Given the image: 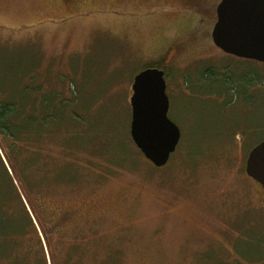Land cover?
<instances>
[{"label":"rangeland","instance_id":"obj_1","mask_svg":"<svg viewBox=\"0 0 264 264\" xmlns=\"http://www.w3.org/2000/svg\"><path fill=\"white\" fill-rule=\"evenodd\" d=\"M88 2L0 0V56L35 60L43 89L78 114L53 140L60 153L74 136L73 180H48L43 197L71 210L64 240L84 264H264L263 192L244 170L264 140V62L213 44L219 0ZM173 45L168 117L181 136L155 167L130 136L131 84Z\"/></svg>","mask_w":264,"mask_h":264},{"label":"trees","instance_id":"obj_2","mask_svg":"<svg viewBox=\"0 0 264 264\" xmlns=\"http://www.w3.org/2000/svg\"><path fill=\"white\" fill-rule=\"evenodd\" d=\"M176 53L170 46L152 67L166 77ZM35 64L0 56V264H84L77 239L64 240L71 210L43 203L52 193L48 180L61 189L73 180L68 143L74 136L66 137L60 153L53 140L59 125L78 114L69 111L68 95L43 89ZM98 261L95 255L91 263Z\"/></svg>","mask_w":264,"mask_h":264},{"label":"water","instance_id":"obj_3","mask_svg":"<svg viewBox=\"0 0 264 264\" xmlns=\"http://www.w3.org/2000/svg\"><path fill=\"white\" fill-rule=\"evenodd\" d=\"M210 37L223 52L238 58L264 62V0H219ZM129 132L134 145L155 167L167 164L181 132L168 117L164 71L144 68L131 84ZM245 173L262 188L264 200V140L247 154Z\"/></svg>","mask_w":264,"mask_h":264},{"label":"flooded vegetation","instance_id":"obj_4","mask_svg":"<svg viewBox=\"0 0 264 264\" xmlns=\"http://www.w3.org/2000/svg\"><path fill=\"white\" fill-rule=\"evenodd\" d=\"M164 78H165V76H164ZM166 81V80H165Z\"/></svg>","mask_w":264,"mask_h":264}]
</instances>
